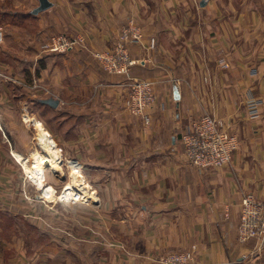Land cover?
I'll use <instances>...</instances> for the list:
<instances>
[{
  "label": "crops",
  "instance_id": "crops-1",
  "mask_svg": "<svg viewBox=\"0 0 264 264\" xmlns=\"http://www.w3.org/2000/svg\"><path fill=\"white\" fill-rule=\"evenodd\" d=\"M47 1L38 11L40 0H0V264H159L193 246L198 264H264V244L237 234L242 195L264 194V0ZM130 19L144 45L155 39L152 50L129 45L142 61L130 75L154 83L149 124L124 107L126 77L86 49L40 50L64 34L104 51ZM205 114L239 138L219 169L185 156L182 136ZM40 120L82 164L91 205L43 206L12 191L14 156L31 148L30 122Z\"/></svg>",
  "mask_w": 264,
  "mask_h": 264
},
{
  "label": "built area",
  "instance_id": "built-area-1",
  "mask_svg": "<svg viewBox=\"0 0 264 264\" xmlns=\"http://www.w3.org/2000/svg\"><path fill=\"white\" fill-rule=\"evenodd\" d=\"M4 38V29L0 26V47L4 45ZM129 45H140L152 50L155 48V39L151 38L149 43L144 45L143 28L136 20L130 19L120 29L113 45L104 51L89 48L83 37L64 34L50 36L42 43L40 50L42 53H67L78 49H86L105 73L111 76L126 77L125 85L129 93L124 107L129 114L142 119L145 124H149L156 103L154 83L148 79L130 75L131 69L141 65L142 61L131 56ZM247 105L249 117L251 119L259 117L260 110L257 99L249 98ZM27 117L29 116H25V121L29 122ZM182 143L187 160L193 166L203 170L219 169L230 164L235 151L239 148L238 136L230 131L224 121L210 114H205L191 122L188 131L182 136ZM41 156L45 163L47 160L46 154ZM14 158L23 167L21 161L16 156ZM22 159L26 160L27 158L22 156ZM73 162L75 166L71 165ZM69 164L72 168L71 179L64 186L62 192L57 195L58 192L54 189L56 196L49 199L43 191V197L50 201L58 199L65 202H81L84 204L94 202L95 193L88 183L89 189H81L74 184L75 174H72V172L83 177L82 164L74 159L70 160ZM25 175L32 183L40 187L26 171ZM237 234L241 243L256 240L264 244V194L250 192L242 195ZM195 251L196 248L193 246L189 250L169 252L160 258L159 264H198L195 259Z\"/></svg>",
  "mask_w": 264,
  "mask_h": 264
},
{
  "label": "rangeland",
  "instance_id": "rangeland-1",
  "mask_svg": "<svg viewBox=\"0 0 264 264\" xmlns=\"http://www.w3.org/2000/svg\"><path fill=\"white\" fill-rule=\"evenodd\" d=\"M30 124H31V129H32V134H31L32 139H31V145H30L31 148H29L28 152L23 155L24 158H28V157L30 158L35 153H40L41 155L46 154V153L44 154V149H41L40 146H38L39 145V142H38L39 141V132L37 129L38 125L40 124L47 131L45 124L41 120L35 121V122H30ZM47 133L49 135V138L55 143V141L53 140L54 137L52 136L53 137L52 138L48 131H47ZM56 147L60 152V156H62V161L60 162L62 172L58 173V172L54 171L52 168L46 166L48 168H46L44 170L43 176L39 177L40 176L39 175L38 176L39 178L33 179V181L35 180V182L41 187L40 188V187L36 186L34 183H32V181L26 177L23 167H21V165L19 163H17V161H16L17 167L15 169L9 170V173L13 174L12 178H14L16 180V183H18L19 186H18V188H16L17 185L15 186L12 184V187H11L12 191L15 190L19 194L21 193L22 199L26 202L27 201L28 202L38 201L43 206H45V205H48V206H52V205L53 206L54 205H63V206L64 205H67V206L68 205H85V206L91 205V203L84 204L81 202H75V203L74 202H65V201H61L58 199H56L54 201H50V200H47L46 198L43 197V195H42L43 191H44V194L47 198L52 199L53 197H55L56 194H55L54 189L58 192L57 195H59L62 192V189L64 188V186L67 183H69V181L71 179V169L72 168L69 164V161L72 160V158L70 156H68L67 154L63 153L58 145ZM20 163L22 164V161ZM71 165L75 166V164H73V163H71ZM74 173L75 172H72V174H74ZM74 179L76 180L77 178H74ZM46 181L48 184L46 183ZM5 222H6L5 224L11 228L10 222L8 220ZM20 225H23V224L20 223ZM12 235H13V233L4 234V236L7 239H10V237H12Z\"/></svg>",
  "mask_w": 264,
  "mask_h": 264
},
{
  "label": "bare ground",
  "instance_id": "bare-ground-1",
  "mask_svg": "<svg viewBox=\"0 0 264 264\" xmlns=\"http://www.w3.org/2000/svg\"><path fill=\"white\" fill-rule=\"evenodd\" d=\"M52 140L49 138L48 133L44 131L43 128H40V135H39V146L41 149H44V153H46L48 165L44 163L42 160V156L40 153L33 154L32 157H28L26 160L22 159V156L20 154H16L18 160L22 161L24 170L28 173V175L32 179L39 178L38 176L42 173V171L46 168V166L53 168L55 171H60V167L58 162H61V158L59 156V153L56 151V149L53 147H56V144L51 142ZM74 178H77L76 180ZM73 178L74 184L78 186L81 189H89V186L85 182V179L82 178L81 175H76ZM35 182V180H34ZM65 194V193H64ZM63 194V195H64Z\"/></svg>",
  "mask_w": 264,
  "mask_h": 264
},
{
  "label": "water",
  "instance_id": "water-1",
  "mask_svg": "<svg viewBox=\"0 0 264 264\" xmlns=\"http://www.w3.org/2000/svg\"><path fill=\"white\" fill-rule=\"evenodd\" d=\"M41 4L40 7L38 8V11L44 10L50 6L47 0H40ZM45 104H48L50 106L56 107L58 102L52 99H48L44 101ZM46 165H48V162H45Z\"/></svg>",
  "mask_w": 264,
  "mask_h": 264
}]
</instances>
